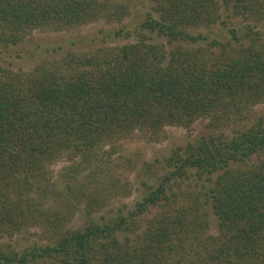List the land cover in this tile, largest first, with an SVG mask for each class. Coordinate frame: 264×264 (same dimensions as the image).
<instances>
[{
    "label": "trees",
    "instance_id": "obj_1",
    "mask_svg": "<svg viewBox=\"0 0 264 264\" xmlns=\"http://www.w3.org/2000/svg\"><path fill=\"white\" fill-rule=\"evenodd\" d=\"M149 1L141 29L169 47L138 33L27 72L0 65V235L36 222L42 209L29 196L54 189L47 174L61 158L91 164L115 139L199 118L212 132L174 150L167 175L134 209L65 231L64 216L42 213L47 242L0 244V264H264V111L250 115L264 104V0ZM126 13L111 0H0V58L20 57L11 45L35 29ZM238 123L233 134L221 129ZM193 175L209 183L203 192L168 194L171 180ZM150 206L158 212L139 227ZM205 206L217 219L214 235Z\"/></svg>",
    "mask_w": 264,
    "mask_h": 264
},
{
    "label": "rangeland",
    "instance_id": "obj_2",
    "mask_svg": "<svg viewBox=\"0 0 264 264\" xmlns=\"http://www.w3.org/2000/svg\"><path fill=\"white\" fill-rule=\"evenodd\" d=\"M113 3L124 4L127 13L121 21L98 19L96 21L75 26L64 30L53 28L35 29L19 44L10 47L11 52H21L20 57L0 58V65L14 71H30L43 61H52L63 56L68 51H88L96 47L118 46L135 42L138 33H142L156 42H162L169 47L166 39L157 32L141 29L146 11H152L149 0H111ZM220 25H214L217 30ZM204 32L205 28L198 30ZM118 33V34H117ZM63 46L61 50L46 51L45 48L57 44ZM74 43V44H73ZM186 45L185 43H182ZM255 114L264 111V104L253 108ZM206 118L195 120L190 127L182 125H167L156 135L147 132L131 134L106 144L96 153L92 163L82 162L80 157L61 158L49 167L47 177L54 189L43 196L32 194L29 202L32 206L40 205L42 211L34 214L36 222L26 224L21 231L0 235V244L22 250L32 243H46L47 237L42 232L41 214L53 217L55 214L65 217L60 222V228L72 230L83 227L87 221L103 222L119 213H127L134 209L137 202L156 186L167 175L165 159L174 150L186 147L187 144H197L206 137L212 129L207 125ZM242 123L230 128H221L225 133H234ZM229 127V126H226ZM218 129L217 131L221 130ZM182 152V150H180ZM207 182L196 180L195 176L188 179L171 180L169 192L183 196L193 192L197 194L205 190ZM209 216L207 234L217 233V219L213 212L205 206ZM159 210L157 206H150L138 219L139 227L146 225ZM32 221V219H29ZM40 221V222H39ZM43 222V221H42ZM26 223V222H25ZM126 235H120L123 239ZM133 239L135 234L128 233Z\"/></svg>",
    "mask_w": 264,
    "mask_h": 264
}]
</instances>
